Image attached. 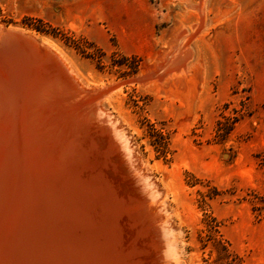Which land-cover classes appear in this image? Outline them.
<instances>
[{"label": "rangeland", "instance_id": "rangeland-1", "mask_svg": "<svg viewBox=\"0 0 264 264\" xmlns=\"http://www.w3.org/2000/svg\"><path fill=\"white\" fill-rule=\"evenodd\" d=\"M0 32L47 41L53 52L34 44L61 69L36 82L15 51L0 61V101L9 75L18 105L36 107L11 128L0 103V264L16 234L53 264H264V0H0ZM149 124L168 134L165 155Z\"/></svg>", "mask_w": 264, "mask_h": 264}, {"label": "bare ground", "instance_id": "bare-ground-1", "mask_svg": "<svg viewBox=\"0 0 264 264\" xmlns=\"http://www.w3.org/2000/svg\"><path fill=\"white\" fill-rule=\"evenodd\" d=\"M12 30H13V29H12ZM1 32H3V31H1ZM1 32H0V33H1ZM6 32H7V31H6ZM19 32H20V31H19ZM10 33H11V32H10ZM15 33H16V32H15ZM7 34H8V33H7ZM7 34H6V35H7ZM13 34H14V33H13ZM1 35H2V34H1ZM10 35L12 36V34H10ZM18 36H19V35H18ZM18 36H17V37H18ZM26 36H27L28 39H29L30 41H32L33 43L35 42V43L41 45L42 47H46L47 49H50L51 51L48 50L49 52H53V51H52L53 49H52L50 43H48L47 41H45V40H41V39L39 38L40 41H41V42H39L38 39H37V37H36L34 34H31V33H29V32H28V33L26 32ZM175 51H176V50H174V52H175ZM58 60H59V59H58ZM172 60H173V62L170 63L167 67L164 68V69H165V74H166L167 76H168V73H169V72H168L169 69H171L172 67H176V65L179 63V60H180V59L175 58V59H172ZM186 60H187V59H186ZM181 62H182V61H181ZM63 63H64V62H63ZM0 67H1V65H0ZM1 69H2V68H1ZM3 70H4V68H3ZM175 70H176V69H175ZM175 70H173V71H175ZM178 70H180V69L178 68ZM1 71H2V70H1ZM64 71H65V70H64ZM69 72H70V71H69ZM69 72H68V73H69ZM8 73H9V72H8ZM12 73H13V72H12ZM72 73H73V71H72ZM171 73H172V71H171ZM0 74H1V73H0ZM60 74H61V73H60ZM63 76H64V75H63ZM167 76H166V78H168ZM0 77H1V76H0ZM2 78H3V77H2ZM5 78H6V79H5V80H6V81H5L6 84L4 83L3 86L1 87L2 91L5 93V96H6L5 100L2 101V102H3V109H2V110H4V112H5L6 114H8V112H10V113H12V115L14 116V118L11 117L12 119H10V120L8 121V122H9V125H10L9 127L12 128V127L15 126V124H17V123H15V120H16V119L19 120L18 117H21V119H25V120L27 121V122H25V123H26V126H27V125L29 124L28 122L32 120L31 118H33V116H35V112L33 111V109L35 108V110H36V107L33 106V107L29 108V107H28V105H29L28 102H27L28 104H26V105H27L26 107L23 106V104H24L23 102L21 103V105H18V103H20V98H21L22 96L20 97V96L18 95V92H17V89H16V85H15V83H14L12 80L9 79V78H10L9 75H8V77L6 76ZM169 78H170V77H169ZM19 80H20V79H19ZM74 80H75V79H74ZM53 81H54V80H53ZM60 81H61V80H60ZM66 82H67V81H66ZM68 82H69V81H68ZM68 82H67V83H68ZM61 83H62V82H61ZM69 83H70V82H69ZM53 84H54V83H53ZM58 84L60 85V83H57V85H58ZM63 84H64V83H63ZM67 85H68V84H67ZM63 86H65V84H64ZM79 86H80V85H79ZM20 87H21V86H20ZM22 87H25V86H22ZM26 87H27V86H26ZM26 87H25V88H26ZM56 88H57V87H56ZM62 88H63V87H62ZM65 88H66V87H65ZM60 89H61V87L58 88V90H57L58 93H59V90H60ZM27 90H28V89H27ZM50 90H51V87H50ZM54 90H56V89H54ZM54 90H53V91H54ZM67 90H68V89H67ZM22 91H24V90H22ZM28 91H30V89H29ZM47 91H49V88H48ZM53 91H50V93H52ZM116 91H117V90H116ZM45 92H46V91H45ZM55 92H56V91H55ZM62 92H64V91H62ZM65 92H67V91H65ZM87 92H88V91H87ZM31 93H32V92H31ZM21 94H23V93H21ZM52 94H53V93H52ZM23 95H24V94H23ZM42 95H44V94H42ZM50 95H51V94H50ZM56 95H57V94H56ZM0 96H2V95H0ZM40 96H41V95H40ZM68 96H70V94H69ZM29 97H30V96H29ZM35 97H36V96H35ZM37 97H38V96H37ZM44 97H45V96H44ZM56 97H57V96H56ZM11 98H13L12 101H11ZM47 98H48V97H47ZM50 98H51V97H50ZM66 98H67V97H66ZM71 98H73V96H72ZM34 99H35V98H34ZM37 99H38V98H37ZM48 99H49V98H48ZM62 99L64 100V98H62ZM17 100H18V101H17ZM30 100H31V97H30ZM49 100H50V99H49ZM63 100H62V101H63ZM68 100H69V99H67V101H68ZM47 101H48V100H47ZM2 102L0 101V103H2ZM30 102H31V101H30ZM56 102H57V101H55V102H53V103H56ZM68 102H69V101H68ZM71 102H72V101H71ZM37 103H38V102H37ZM62 103H63V102H62ZM65 103H66V102H65ZM65 103H64V104H65ZM49 104H50V102H49ZM0 105H1V104H0ZM53 105H54V104H53ZM1 106H2V105H1ZM1 106H0V107H1ZM18 106H19V108H18ZM41 106H42V105H41ZM54 106H55V105H54ZM93 107H94V106H93ZM48 108L50 109V107H48ZM91 108H92V107H91ZM71 110H72V109H71ZM44 111H45V110H44ZM44 111H43V112H44ZM1 112H2V111H1ZM86 112H87V111H86ZM86 112H85V113H86ZM26 113H27V114H26ZM75 113H76V112H75ZM83 113H84V112H83ZM72 114H73V113H72ZM87 114H88V113H87ZM73 115H74V114H73ZM17 116H18V117H17ZM2 117H3V116H2ZM55 117H56V116H55ZM84 117H85V116H84ZM8 118H9V116H8ZM46 118H47V117H46ZM86 118H88V117H86ZM68 119H69V118H68ZM71 119L73 120V118H71ZM81 119H82V118H81ZM109 119H110V118H109ZM85 120H86V119H85ZM85 120H84V122H85ZM35 121H36V119H35ZM51 121H52V120H51ZM74 121H75V120H74ZM69 122H70V121H69ZM69 122H68V124H69ZM84 122H83V123H84ZM1 123H2V122H1ZM27 123H28V124H27ZM80 123H81V122H80ZM88 123H89V122H88ZM97 123H98V122H97ZM21 124H22V123H21ZM21 124H20V125H21ZM30 124H31V123H30ZM35 124H36V123H35ZM115 124H116V123H115ZM1 125H2V124H1ZM93 125H94V124H93ZM31 126H32V125H31ZM79 126H80V124H79ZM79 126H77L76 124L71 125V129H74V128L77 129V128H79ZM95 126H96V125H95ZM1 127H2V126H1ZM9 127H8V128H9ZM21 127H22V126H21ZM98 127H99V126H98ZM11 128H10V129H11ZM17 128H18V127H16V130H17ZM22 128H23V127H22ZM68 128H69V127H68ZM18 129H20V128H18ZM23 129H24V128H23ZM26 129H28V128H26ZM77 130H79V129H77ZM4 131H5V130H4ZM10 131H12V130H10ZM21 131H22V130H21ZM27 131H30V130H27ZM2 132H3V131H2ZM78 132H79V131H78ZM86 132H87V131H86ZM92 132H93V131H92ZM14 133H17V132L15 131ZM30 133H31V132H30ZM51 133H52V132H51ZM55 133H56V132H55ZM88 133H89V132H88ZM2 134H6V136H8L6 132H5V133H2ZM2 134H1V135H2ZM8 134L10 135V133H8ZM20 134H22V133H20ZM23 135H25V134H23ZM26 135H27V134H26ZM35 135H36V134H35ZM40 135H41V134H40ZM83 135H84V134H83ZM11 136H12V135H11ZM18 136H19V135H18ZM27 136H29V135H27ZM32 136H34V135H32ZM36 136H37V135H36ZM36 136H35V137H36ZM48 136H49V135H48ZM57 136H58V135H57ZM9 137H10V136H9ZM23 137H26V136H23ZM30 137H31V135H30ZM53 137H54V135H53ZM72 137H74V136H72ZM11 138H12V137H11ZM20 138H21V137H20ZM20 138H19V139H20ZM31 138H32V137H31ZM50 138H51V137H50ZM54 138H55V137H54ZM114 138H115V137H114ZM1 139H2V138H1ZM1 139H0V140H1ZM8 139H9V138H8ZM33 139H34V138H33ZM33 139H32V140L29 139V141H30V140L33 141ZM56 139H57V138H56ZM70 139H72V138H70ZM81 139H82V138H81ZM84 139H85V138H84ZM6 140H7V138H6ZM24 140L28 142L27 139H24ZM34 140H35V139H34ZM74 140H75V139H74ZM123 140H125V139H123ZM4 141H5V139H4ZM89 141H90V140H89ZM0 142H1V141H0ZM2 142H3V141H2ZM20 142H21V140H20ZM33 142H34V141H33ZM33 142H32V144H34ZM13 143H14V142H13ZM36 143H38V141H37ZM52 143H53V142H52ZM63 143H64V142H63ZM20 144H21V143H20ZM24 144H27V143H24ZM32 144H31V145H32ZM38 144H39V143H38ZM49 144H50V143H49ZM68 144H70V145L73 146V144H71V143H69V142H68ZM80 144H81V143H80ZM86 144H87V143H86ZM86 144H85V145H86ZM29 145H30V144H29ZM29 145H28V146H29ZM64 145L66 146V143H65ZM64 145H63L62 147H64ZM90 145H91V144H90ZM35 146H36V145H35ZM51 146H52V144H51ZM72 146H71V147H72ZM29 147H30V146H29ZM32 147H33V145L31 146V148H32ZM36 147H37V146H36ZM53 147H56V146L54 145ZM53 147H52V148H53ZM86 147H87V146H86ZM98 147H99V146H98ZM13 148H14V147H13ZM33 148H34V147H33ZM65 148H66V147H65ZM87 148H88V147H87ZM0 149H1V148H0ZM28 149H29V148H28ZM34 149H35V148H34ZM34 149H32V151H34ZM39 149H40V148H39ZM50 149H51V148H50ZM66 149H68V148H66ZM66 149H65V151H66ZM83 149H84V147H83ZM47 150H48V149H47ZM80 150H81V149H80ZM86 150H87V149H86ZM86 150H85V151H86ZM29 151H31V150L29 149ZM49 151H50V150H49ZM9 152H10V150H9ZM68 152L70 153V151H67V152H65V153H68ZM72 152H74V151L72 150ZM91 152H92V150H91ZM1 153H2V152H1ZM49 153H51V151H50ZM69 153H68V154H69ZM24 154H25V153H24ZM29 154H32V153L30 152V153L27 154V155H28V158H29ZM52 154H53V153H52ZM52 154H51V156H52ZM68 154H67V155H68ZM70 154H74V153H70ZM70 154H69V155H70ZM83 154H84V153H83ZM2 155H3V154H2ZM21 155H22V154H21ZM25 155H26V154H25ZM6 156H7V155H6ZM8 156H9V155H8ZM47 156H48V155H47ZM49 156H50V155H49ZM51 156L49 157V160H50ZM63 156H64V155H63ZM75 156H76V155H75ZM101 156H102V155H101ZM4 157H5V156H4ZM10 157H11V156H10ZM41 157H42V156H41ZM54 157H55V155H54ZM54 157H53V158H54ZM71 157H72V156H71ZM83 157H84V156H83ZM2 158H3V157H2ZM8 158H9V157H8ZM11 158H12V157H11ZM24 158H25V157H24ZM34 159H35V157H34ZM37 159H38V157H37ZM91 159H92V158H91ZM93 159H94V158H93ZM6 160H8V159H6ZM23 160H24V159H23ZM23 160H22V161H23ZM28 160H29V159H28ZM35 160H36V159H35ZM39 160H41V162L43 161V160L40 159V158H39ZM39 160H37V161L39 162ZM44 160H45V158H44ZM46 160H47V159H46ZM25 161L27 162V157H26V160H25ZM25 161H24V162H25ZM50 161H51V160H50ZM1 162H2V160H1ZM4 162H5V161H4ZM29 162H30V161H29ZM41 162H39V163H41ZM96 162H97V160H96ZM12 163H13V161H12ZM30 163H31V162H30ZM30 163H29V164H30ZM39 163L37 164V162H36L37 165H39ZM5 164H6V163H5ZM50 164H51V163H50ZM53 164H54V162H53ZM10 165H12V164H10ZM27 165H28V164H27ZM31 165H32V163H31ZM51 165H52V164H51ZM97 165H98V164H97ZM15 166H16V163H15ZM28 166H29V165H28ZM35 166H36V165H35ZM47 166H48V165H47V163H46V166H45V167L47 168ZM52 166H53V165H52ZM52 166H51V167H52ZM70 166H71V165H70ZM73 166H74V165H73ZM89 166H90V165H89ZM7 167H8V166H7ZM7 167H6V168H7ZM20 167H21V166H20ZM25 167H26V166H24V168H25ZM97 167H98V166H97ZM102 167H103V166H102ZM104 167H105V165H104ZM14 168H15V167H14ZM28 168L31 169L30 166H29ZM34 168H35V167H33V169H34ZM52 168H53V167H52ZM52 168H50V170H51ZM80 168H81V166H80ZM29 169H28V172H29ZM35 169H37V168H35ZM35 169H34V170H35ZM48 169H49V168H48ZM75 169H76V168H75ZM83 169H85V168H83ZM112 169H113V168H112ZM112 169H110V170H112ZM25 170H26V169H25ZM97 170H98V169H97ZM17 171H18V170H17ZM26 171H27V170H26ZM38 171H39V170L37 169V173H38ZM90 171H91V170H90ZM8 172H9V171H8ZM35 172H36V170H35ZM47 172H48V171H47ZM111 172H113V171H111ZM111 172H110V173H111ZM114 172H115V171H114ZM37 173H35V175H33V176L36 177ZM39 173H40V172H39ZM39 173H38V174H39ZM44 173H45V172L42 171V172H41V175L44 174ZM60 173H61V172H60ZM103 173H104V172H103ZM3 174H4V173H3ZM3 174H2V175H3ZM21 174H22V173H21ZM23 174H25V173H23ZM50 174H51V173H50ZM10 175H11V174H10ZM27 175H28V174H27ZM30 175H31V174H30ZM30 175H28V177H29ZM76 175H77V174H76ZM18 176H19V175H18ZM18 176H17V177H18ZM44 176H45V174L42 175L41 177H44ZM46 176H47L48 178H52V177H49L48 174H47ZM5 177H6V176H5ZM7 177H8V175H7ZM9 177H10V176H9ZM30 177H31V176H30ZM30 177H29V178H30ZM35 177H31V179H32V178H35ZM47 177H46V178H47ZM78 177H79V176H78ZM79 178H80V177H79ZM85 178H86V177H85ZM87 178H88V177H87ZM102 178H103V177H102ZM104 178H105V177H104ZM111 178H112V177H111ZM18 179H19V178H18ZM27 179H28V178H27ZM59 179H60V178H59ZM61 179H63V178H61ZM21 180H22V178H21ZM42 180H43V179H42ZM109 180H110V179H109ZM1 181H3V180H1ZM28 181L31 183V180L28 179ZM28 181H27V182H28ZM32 181H33V179H32ZM105 181H106V179H105ZM23 182H24V180H23ZM37 182L39 183V181H37ZM85 182H86V181H85ZM91 182H92V181H91ZM0 183H2V182H0ZM30 183H29V184H30ZM43 183H44V182H43ZM45 183H46V180H45ZM10 184H11V183H10ZM23 184H24V183H23ZM23 184H22V186H23ZM25 184H26V183H25ZM106 184H107V183H106ZM4 185H6V183H5ZM37 185H38V184H37ZM37 185L35 186V188L38 189ZM45 185H46V184H45ZM45 185L43 186L44 189H45V187H46ZM71 185H72V184H71ZM86 185H87V184H86ZM26 186H27V185H26ZM26 186H25L24 188H26ZM89 186H91V185H89ZM107 186H108V185H107ZM110 186H111V185H110ZM0 187H3V188H4V186H0ZM7 187H8V185H7ZM41 187H42V186H41ZM47 187H48V186H47ZM52 187H54V186H51V188H52ZM55 187H56V186H55ZM55 187H54V188H55ZM12 188H13V187H12ZM24 188H23V189H24ZM54 188H52V190H53ZM97 188H98V187H97ZM8 189H9V187H8ZM19 189H20V188H19ZM37 189H36V190H37ZM41 189H42V188H41ZM47 189H50V188H47ZM47 189L44 190V192L47 191ZM3 190H4V189H3ZM16 190H17V189H16ZM20 190H21V189H20ZM52 190L50 189V191L53 193L54 190H53V191H52ZM124 190H125V189H124ZM5 191H6V189H5ZM5 191H4V192H5ZM11 191H12V189H11ZM18 191H19V190H18ZM41 191H42V190H41ZM55 191H56V190H55ZM69 191H70V190H69ZM88 191H89V190H88ZM105 191H106V190H105ZM35 192H36V191H35ZM42 192H43V191H42ZM94 192H95V191H94ZM1 193H2V192H1ZM37 193H38V198H40V200H41V195L44 194V193L41 194L38 190H37ZM37 193H35V194H37ZM39 193H40L41 195H40ZM47 193H49V192L47 191ZM52 193H51V194H52ZM54 193H55V192H54ZM58 193H59V192H58ZM62 193H63V192H62ZM65 193H66V192H65ZM106 193H107V192H106ZM5 194H7V193H5ZM9 194H10V192H9ZM51 194L49 193V195H51ZM55 194H56V193H55ZM60 194H61V192H60ZM86 194H87V193H86ZM96 194H98V193H96ZM121 194H122V193H121ZM14 195H16V194H14ZM39 195H40V196H39ZM46 195H47V194H46ZM46 195H45V196H46ZM53 195H54V194H53ZM72 195H73V194H72ZM133 195H134V194H133ZM35 196H36V195H35ZM35 196H34V199L37 197V196H36V197H35ZM43 196H44V195H43ZM62 196H63V195H62ZM80 196H81V195H80ZM13 197H14V196H13ZM46 197H47V198H46ZM46 197H45L46 200H47V199L51 200L50 202H49L48 200H47L48 202H46V201H44L45 198L43 199V197H42V200H43L42 202H46V204H47V203H51L52 201H53V202L56 201V200L51 199V198H52V195H51V197H48V196H46ZM65 197L68 198V196H65ZM6 198H7V197H6ZM6 198H5V202L8 201V198H7V201H6ZM63 198H64V196H63ZM97 198H98V197H97ZM149 198H150V197H149ZM23 199H24V198H23ZM61 199H62V197H61ZM68 199H69V198H68ZM78 199H79V198H78ZM81 199H82V198H81ZM85 199H86V198H85ZM129 199H130V198H129ZM2 200H3V198H2ZM2 200H1V201H2ZM38 200H39V199H38ZM40 200H39V201H40ZM58 200L60 201V198H59ZM58 200H57L56 202H58ZM118 200H119V199H118ZM13 201H14V200H13ZM18 201H19V200H18ZM20 201H21V200H20ZM34 201H35V200H34ZM65 201H66V200H65ZM67 201H69V200H67ZM96 201H97V200H96ZM21 202H22V201H21ZM23 202H24V201H23ZM23 202H22V203H23ZM25 202H26V201H25ZM56 202H55V204H56ZM87 202H88V201H87ZM17 203H18V202H17ZM39 203H40V202H39ZM39 203H38V204H39ZM67 203H68V202H67ZM76 203H77V202H76ZM125 203H126V201H125ZM2 204H3V203H2ZM35 204H37V203L35 202ZM52 204L54 205V203H52ZM57 204H58V203H57ZM59 204H60V202H59ZM68 204H69V203H68ZM127 204H128V203H127ZM153 204H154V203H153ZM12 205H13V204H12ZM19 205H20V204H19ZM19 205H18V207H19ZM22 205H23V204H22ZM39 205H40V204H39ZM42 205H43V204H42ZM49 205H50V204H49ZM63 205H64V204H63ZM71 205H72V204H71ZM111 205H112V204H111ZM149 205H150V204H149ZM34 206H35V205H34ZM46 206H47V205H46ZM46 206H45V207L43 206V207L46 209ZM54 206H55V205H54ZM59 206H60V205H59ZM69 206H70V205H69ZM69 206H68V207H69ZM93 206H94V205H93ZM102 206H103V205H102ZM21 207H22V206H21ZM26 207H27V206H26ZM40 207H41V206H40ZM55 207H56V206H55ZM68 207L65 208V211H66V210H67V211H69V210L71 211L72 208L69 207V210H68ZM109 207H110V206H109ZM0 208H1V207H0ZM12 208H13V207H12ZM22 208H23V207H22ZM47 208H51V207L49 206V207H47ZM56 208H57V207H56ZM56 208H55V209H56ZM58 208H59V207H58ZM153 208H154V207H153ZM10 209H11V208H10ZM3 210H5V209H3ZM3 210H0V212L3 211ZM16 210H17V208H16ZM21 210H22V209H21ZM23 210H25V211L27 212L26 209H23ZM23 210H22V211H23ZM31 210H32V209H31ZM115 210H116V209H115ZM117 210H118V209H117ZM5 211H6V210H5ZM11 211H12V210H11ZM32 211H33V210H32ZM37 211H38V210H37ZM44 211H45V210H44ZM48 211H49V209H48ZM51 211H52V209H51ZM54 211H56V210H54ZM58 211H59V209H58ZM58 211H57V212H58ZM65 211H64V212H65ZM109 211H110V210H109ZM28 212H29V211H28ZM116 212H117V211H116ZM152 212H153V211H152ZM2 213H3V212H2ZM4 213H5V212H4ZM6 213H7V212H6ZM34 213H35V212H34ZM47 213H48V212H47ZM52 213H53V212H52ZM66 213H68V212H66ZM70 213H71V212H70ZM0 214H1V213H0ZM8 214H10V213H8ZM13 214H14V213H13ZM26 214H27V213H26ZM29 214H31V213H28V215H29ZM50 214H51V213H50ZM62 214H63V213H62ZM76 214H77V213H76ZM101 214H102V213H101ZM4 215L6 216V214H4ZM23 215H25V214L23 213ZM53 215L55 216V213H53ZM65 215H66V214H65ZM142 215H143V213H142ZM0 216L3 217V214L0 215ZM5 216H4V218H5ZM32 216H33V214H31V217H32ZM62 216H63V215H62ZM62 216H60V217H62ZM24 217H25V216H24ZM26 217H27V216H26ZM26 217H25V218H26ZM31 217H29V218H31ZM46 217H47V216H46ZM49 217H50V216H49ZM110 217H111V216H110ZM125 217H127V216H125ZM140 217H141V216H140ZM140 217H139V218H140ZM0 218H1V217H0ZM111 218H112V217H111ZM128 218H129V217H128ZM8 219H9V218H8ZM14 219H15V218H14ZM16 219L18 220V218H16ZM37 219H38V218H37ZM45 219H46V218H45ZM53 219H54V218H53ZM59 219H60V218H59ZM61 219L63 220V218H61ZM61 219H60V220H61ZM65 219H66V217H65ZM147 219H148V218H147ZM10 220H13V219H10ZM26 220H27V219H26ZM34 220H35V219H34ZM50 220H51V219H50ZM119 220H120V219H119ZM3 221H4V220H3ZM14 221H15V220H14ZM28 221H29V220H28ZM47 221H48V220H47ZM47 221H45V222H47ZM71 221H72V220H71ZM105 221L107 222V218H106ZM65 222H66V221H65ZM68 222H69V221H68ZM75 222H76V221H75ZM122 222H123V221H122ZM27 223H29V222H27ZM32 223H34V222H32ZM47 223H48V222H47ZM53 223H54V221H53ZM9 224H10V226H11L13 223L11 224V222H10ZM18 224H19V223H18ZM24 224H25V223H24ZM40 224H41V223H40ZM87 224H88V223H87ZM0 225H2V224L0 223ZM3 225H4V224H3ZM19 225H20V224H19ZM19 225H18V227H19ZM61 225H63V224H61ZM126 225H127V224H126ZM24 226H25V225H24ZM41 226H42V224H41ZM53 226H54V224H53ZM56 226H57V225H56ZM58 226L61 228V226H60L59 224H58ZM109 226H110V225H109ZM0 227H1V226H0ZM30 227H31V224H30ZM32 227H33V226H32ZM32 227H31V229H32ZM48 227H49V226H48ZM126 227H127V226H126ZM164 227H165V226H164ZM2 228H3V227H2ZM23 228H24V227H23ZM37 228H38V227H37ZM45 228H46V227H45ZM101 228H102V227H101ZM11 229H12V228H11ZM11 229L8 228V231L11 230ZM13 229H14V228H13ZM21 229H22V228H21ZM52 229H53V227H52ZM77 229H78V228H77ZM95 229H96V228H95ZM99 229H100V228H99ZM99 229H98V230H99ZM102 229H103V228H102ZM1 230H2V229H1ZM1 230H0V231H1ZM22 230H23V229H22ZM122 230H123V229H122ZM140 230H141V229H140ZM2 231H4V228H3ZM15 231H16V230H15ZM20 231H21V230H20ZM30 231H31V230H30ZM37 231L39 232L40 229L37 230ZM46 231H47V230H46ZM53 231L56 232L57 230H53ZM82 231H83V230H82ZM84 231H85V229H84ZM84 231H83V232H84ZM91 231H92V230H91ZM95 231H96V230H95ZM12 232H13V231H12ZM31 232H32V231H31ZM31 232H30V233H31ZM40 232H41V231H40ZM40 232H39V234H43V233H40ZM54 232H53V233H54ZM62 232H63V230H62ZM68 232H69V231H68ZM83 232H82V233H83ZM88 232H89V231H88ZM128 232H129V231H128ZM139 232H140V231H139ZM9 233H10V232H9ZM15 233H16V232H15ZM32 233H33V232H32ZM32 233H31V234H32ZM51 233H52V232H51ZM99 233H100V232H99ZM101 233H102V232H101ZM104 233H105V232H104ZM19 234H20V233H19ZM115 234H116V233H115ZM7 235H8V234H6V236H7ZM54 235H55V234H54ZM54 235H53V236H54ZM91 235H92V234H91ZM113 235H114V234H113ZM133 235H134V234H133ZM14 236H15V237H14ZM14 236H13V235L11 236V237H13V238H11V240L13 239L14 243L17 245L16 250H15V253L17 252V255H16V254H15V255H12V258H11V260H10L11 263L9 262L8 264H24V262H23L22 260L25 258V256L22 257V255H26V254H27L26 256H28V257L31 256V258L33 259V260L31 259L32 261H31L30 263H28V264H53V263L50 261V260H52V257H51V256H53V255H51V256L49 255V256H48V255L46 254V255H44L43 257H41L42 255L40 254L41 256L39 255L40 257H38V253H39L40 251H38V253L34 254V253H35V252H34L35 250H36V251H37V249H38V250H41V249L38 248V244H39L40 242L37 244V249H35V250H34V247H32V246L30 245L31 249L33 248L34 251H33V250H30V251H29L30 247L28 248V246H25V245H24V242H23L21 236L18 235V234L14 235ZM38 236H39V235H38ZM43 236H44V235H43ZM57 236H59V232H58V235H57ZM62 236H63V235H62ZM85 236H86V235H85ZM92 236H93V235H92ZM101 236H102V235H101ZM101 236H100V237H101ZM103 236H104V235H103ZM107 236H109V235L107 234ZM121 236H122V235H121ZM8 237H10V236L8 235ZM8 237H7V239H8ZM89 237H90V236H89ZM94 237H95V236H94ZM3 238H5V237H3ZM28 238H29V237H28ZM105 238H106V237H105ZM7 239L4 240V241H5L4 244H6V241H8ZM23 239H24V238H23ZM47 239H50V237H48ZM51 239H52V238H51ZM56 239H59V238H56ZM81 239H82V238H81ZM110 239H111V237H110ZM117 239H118V238H117ZM27 240H28V239H27ZM30 240H31V239H30ZM60 240H61V239H60ZM73 240H74V239H73ZM87 240H88V239H87ZM91 240H92V238H91ZM94 240H96V239H94ZM107 240H108V238H107ZM136 240H137V239H136ZM24 241H25V240H24ZM28 241H29V240H28ZM28 241H27V243H28ZM33 241H34V240H33ZM36 241H37V240H36ZM46 241H48V240H46ZM64 241H65V240H64ZM120 241H121V240H120ZM34 242H35V241H34ZM102 242H103V241H102ZM164 242H165V241H164ZM46 243H48V242H46ZM50 243H51V242H50ZM50 243H49V244H50ZM78 243H79V242H78ZM51 244H52V243H51ZM53 244H54V243H53ZM32 245H34V244H32ZM60 245H61V244H60ZM76 245H77V244L75 243V246H76ZM88 245H89V244H88ZM34 246H35V248H36V245H34ZM72 246H73V245H72V243H71V247H72ZM75 246H73V247H75ZM78 246H79V245H77V248H78ZM80 246H81V245H80ZM80 246H79V247H80ZM85 246H86V245H85ZM130 246H131V245H130ZM7 247H8V245H7ZM39 247H40V246H39ZM66 247H67V246H66ZM81 247H82V246H81ZM115 247H116V246H115ZM133 247H134V246H133ZM133 247H131V248H133ZM52 248H53V247H52ZM60 248L63 249L62 246H61ZM113 248H114V247H113ZM42 249H44V248H42ZM50 249H51V247H50ZM66 249H67V252H68V248H66ZM66 249H65V251L63 252L64 254H66V253H65V252H66ZM75 249H76V248H75ZM79 249H80V248H79ZM81 249H83V247H82ZM81 249H80V250H81ZM85 249H86V248H84V250H85ZM89 249H90V248H89ZM55 250H56V249H55ZM69 250L71 251V249H69ZM73 250H74V248H73ZM73 250H72V251H73ZM84 250H83V251H84ZM43 251H44V250H43ZM51 251H52V250H51ZM57 251H58V250H57ZM57 251H56V253L59 252V251H58V252H57ZM76 251H79V250L77 249ZM83 251H82V252H83ZM85 251H86V250H85ZM119 251H120V250H119ZM82 252H81V253H82ZM18 253H19V254H18ZM42 253H44V252H42ZM50 253H53V252H50ZM59 253H60V252H59ZM87 253H88V252H87ZM90 253H91V252H90ZM116 253H117V252H116ZM164 253H165V252H164ZM48 254H49V253H48ZM69 254L71 255L70 252H69ZM77 254H78V253H77ZM79 254H80V253H79ZM84 254H85L86 257L90 256V255H87L86 253H83V255H84ZM88 254H89V253H88ZM95 254H96V253H95ZM56 255H57V254H56ZM70 255H69V257H70ZM75 255H76V254H75ZM83 255H82V256H83ZM78 256H79V255H78ZM80 256H81V255H80ZM85 256H83V257H85ZM92 256H93V255H92ZM28 257H26V259H27ZM53 257H55V256H53ZM69 257H68V259H69ZM72 257L75 258V256H72ZM57 258H58V256H57ZM63 258H64V257H63ZM89 258H90V257H89ZM93 258H94V257H93ZM161 258H162V257H161ZM94 259H97V258H94ZM72 260H73V259H72ZM78 260H80V259H78ZM84 260H85V259H84ZM130 260H131V259H130ZM24 261H27V260L24 259ZM52 261H53V260H52ZM62 261H63V260H62ZM62 261H61V263H62ZM64 261H65V260H64ZM56 262H57V261H56ZM70 262H72V261H70ZM74 262H77V261H75V259H74ZM78 262H79V261H78ZM86 262H89V260H88V261L86 260ZM93 262H94V260H93ZM96 262H97V261H96ZM124 262H125V261H124ZM54 263H55V260H54ZM90 263H92V262H89V263H86V264H90ZM132 263H133V262H132ZM25 264H26V262H25ZM55 264H56V263H55ZM57 264H58V263H57ZM62 264H63V263H62ZM65 264H67V261L65 262ZM71 264H72V263H71ZM75 264H77V263H75ZM84 264H85V263H84ZM92 264H93V263H92ZM95 264H96V263H95ZM97 264H98V262H97ZM120 264H122V263H120Z\"/></svg>", "mask_w": 264, "mask_h": 264}, {"label": "water", "instance_id": "water-1", "mask_svg": "<svg viewBox=\"0 0 264 264\" xmlns=\"http://www.w3.org/2000/svg\"><path fill=\"white\" fill-rule=\"evenodd\" d=\"M17 48V49H16ZM10 51H15V54H19L22 57L25 65H34L37 73L35 78L36 82H39L40 77L55 78V81L58 79L57 76H53L54 72L58 74L61 72V69L55 59L44 49L38 47V45L31 43L24 36L15 37L10 36L5 40H0V61L8 59ZM41 82V81H40Z\"/></svg>", "mask_w": 264, "mask_h": 264}, {"label": "trees", "instance_id": "trees-1", "mask_svg": "<svg viewBox=\"0 0 264 264\" xmlns=\"http://www.w3.org/2000/svg\"><path fill=\"white\" fill-rule=\"evenodd\" d=\"M136 70V66L131 67V73H136ZM147 134L151 138L150 145L154 148V150L162 155H165L168 151V134L164 132L162 128H157L154 124L148 125ZM211 231L217 233L215 229H212ZM226 256L229 257L230 255L226 254Z\"/></svg>", "mask_w": 264, "mask_h": 264}]
</instances>
